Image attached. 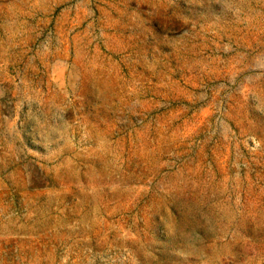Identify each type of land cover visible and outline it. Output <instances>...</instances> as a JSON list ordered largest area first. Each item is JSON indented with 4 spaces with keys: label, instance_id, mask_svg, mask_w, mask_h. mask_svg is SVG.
<instances>
[{
    "label": "rangeland",
    "instance_id": "obj_1",
    "mask_svg": "<svg viewBox=\"0 0 264 264\" xmlns=\"http://www.w3.org/2000/svg\"><path fill=\"white\" fill-rule=\"evenodd\" d=\"M0 264H264V0H0Z\"/></svg>",
    "mask_w": 264,
    "mask_h": 264
}]
</instances>
